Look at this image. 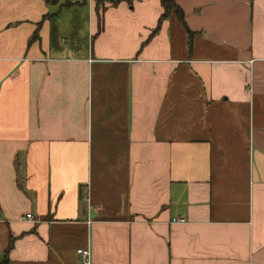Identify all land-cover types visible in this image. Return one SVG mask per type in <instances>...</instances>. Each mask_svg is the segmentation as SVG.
Returning a JSON list of instances; mask_svg holds the SVG:
<instances>
[{"label": "crops", "instance_id": "0c3cea01", "mask_svg": "<svg viewBox=\"0 0 264 264\" xmlns=\"http://www.w3.org/2000/svg\"><path fill=\"white\" fill-rule=\"evenodd\" d=\"M175 2L0 0V262L264 264V0Z\"/></svg>", "mask_w": 264, "mask_h": 264}, {"label": "trees", "instance_id": "16d2710c", "mask_svg": "<svg viewBox=\"0 0 264 264\" xmlns=\"http://www.w3.org/2000/svg\"><path fill=\"white\" fill-rule=\"evenodd\" d=\"M45 1L48 2L49 0H45ZM92 1L94 2V5H95V11H96L97 19H98L99 29L101 28V25H102V13L105 11V9L108 6H116L122 2L126 3L128 6H132L134 2V0H92ZM67 5H69V3H67ZM160 5L162 8V13L160 17L158 18L157 26L155 30L152 32V35L156 34L159 31L160 26L164 21L173 17L186 31L187 37H188V45L189 47H191L192 39L195 36V34L187 28L185 20H184V13L182 9L175 2V0H160ZM12 247H13V239L10 238L7 248L4 251L3 259L0 262V264L8 263V254L10 250L12 249Z\"/></svg>", "mask_w": 264, "mask_h": 264}, {"label": "built area", "instance_id": "2783aa9c", "mask_svg": "<svg viewBox=\"0 0 264 264\" xmlns=\"http://www.w3.org/2000/svg\"><path fill=\"white\" fill-rule=\"evenodd\" d=\"M27 220H32V216L30 214L25 215ZM77 256L80 258L79 264H93L91 261V253L89 249H77L76 250Z\"/></svg>", "mask_w": 264, "mask_h": 264}, {"label": "rangeland", "instance_id": "374dc122", "mask_svg": "<svg viewBox=\"0 0 264 264\" xmlns=\"http://www.w3.org/2000/svg\"><path fill=\"white\" fill-rule=\"evenodd\" d=\"M62 2H65V0H61Z\"/></svg>", "mask_w": 264, "mask_h": 264}]
</instances>
